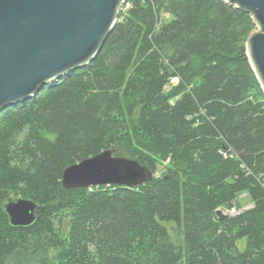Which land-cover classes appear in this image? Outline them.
<instances>
[{"label":"trees","instance_id":"16d2710c","mask_svg":"<svg viewBox=\"0 0 264 264\" xmlns=\"http://www.w3.org/2000/svg\"><path fill=\"white\" fill-rule=\"evenodd\" d=\"M122 7L94 60L0 111V264H264V93L245 53L251 12L224 0ZM109 148L153 179L63 188L65 167ZM18 196L37 203L28 226L10 225L4 210ZM217 208L236 211L220 220Z\"/></svg>","mask_w":264,"mask_h":264},{"label":"water","instance_id":"95a60500","mask_svg":"<svg viewBox=\"0 0 264 264\" xmlns=\"http://www.w3.org/2000/svg\"><path fill=\"white\" fill-rule=\"evenodd\" d=\"M124 0H0V111L28 100L45 85L94 60L112 32ZM251 12L258 31L245 53L264 93V0H224ZM109 148L65 167V189L99 185L137 187L154 173L137 159ZM12 226L37 220L34 200L9 197L3 204ZM221 220L230 214L217 208Z\"/></svg>","mask_w":264,"mask_h":264},{"label":"rangeland","instance_id":"374dc122","mask_svg":"<svg viewBox=\"0 0 264 264\" xmlns=\"http://www.w3.org/2000/svg\"><path fill=\"white\" fill-rule=\"evenodd\" d=\"M123 5V3H122ZM121 5V7H122ZM126 6V4L122 7V9H124ZM258 31V28L254 25V28L252 29L251 33L253 32H256ZM250 33V34H251ZM172 83H176L177 82V79L176 78H173L171 80ZM165 170L164 168V163L163 164H159L157 167H156V172H155V175H159L161 174L163 171ZM237 202H239L241 204V206H243V208H248L250 206V199L247 195H244L242 194L241 196H239L237 198ZM224 213L226 214H230V215H233L235 214V209L232 208L231 210L230 209H222ZM167 230H168V233L170 235V240L172 242H174L175 244H178L180 242V239H181V235H180V231L177 230L175 227H174V224L170 223V222H167V223H163ZM237 245H238V248L239 249H242L243 246H244V239L242 240H239L237 242Z\"/></svg>","mask_w":264,"mask_h":264}]
</instances>
